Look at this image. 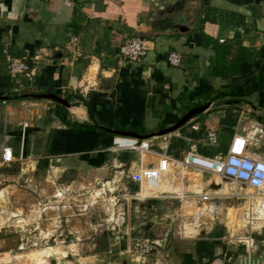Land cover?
<instances>
[{
  "label": "crops",
  "instance_id": "obj_1",
  "mask_svg": "<svg viewBox=\"0 0 264 264\" xmlns=\"http://www.w3.org/2000/svg\"><path fill=\"white\" fill-rule=\"evenodd\" d=\"M150 1L0 0V92H54L70 103L0 100V157L21 146L23 105L33 104L25 157L119 182L129 197V247L136 239L154 246L130 247L110 264H264V222L250 219L249 202L242 206L249 244L233 240L236 182L184 162L190 151L224 155L235 135L248 136V153L264 159V0H200L196 28L186 34L146 31ZM135 35L151 39V49L123 59L120 47ZM171 50L182 54L181 66L168 62ZM13 57L26 62L29 77L11 73ZM90 66L99 85L82 90ZM205 104L178 130L147 138L148 152L111 149L119 134L108 129L156 134ZM169 230L166 247L152 243Z\"/></svg>",
  "mask_w": 264,
  "mask_h": 264
},
{
  "label": "rangeland",
  "instance_id": "obj_2",
  "mask_svg": "<svg viewBox=\"0 0 264 264\" xmlns=\"http://www.w3.org/2000/svg\"><path fill=\"white\" fill-rule=\"evenodd\" d=\"M13 153L12 161L0 162V264H110L131 247L129 197L119 182L63 171L36 153L20 159L18 142ZM236 191L233 240L246 248L242 206L249 202L250 219L263 224L264 193L238 182Z\"/></svg>",
  "mask_w": 264,
  "mask_h": 264
},
{
  "label": "built area",
  "instance_id": "obj_3",
  "mask_svg": "<svg viewBox=\"0 0 264 264\" xmlns=\"http://www.w3.org/2000/svg\"><path fill=\"white\" fill-rule=\"evenodd\" d=\"M46 2L52 0H43ZM67 5L73 4L72 0H63ZM224 39H220V42H224ZM152 40L144 36H132L124 41L120 47V56L123 59L140 60L151 49ZM168 62L173 66H181L183 63V56L181 53L171 50L167 55ZM263 61H264V46H263ZM9 69L13 74H24L27 77L30 76V70L28 65L21 58H10ZM93 66H90L84 77V84L81 87L85 89H95L99 83L97 80L96 70ZM23 118L20 122L21 134V153L20 159L23 158L22 146L25 140V132L31 124L29 115H31L33 104L24 103ZM262 132V130H260ZM210 140L213 144H217L218 139L214 133L209 134ZM249 144L248 136L235 135L228 147V150L224 155L217 157H207L196 151H190L186 154L184 162L194 168L213 172L221 175L234 182L244 184L256 192L264 193V159L252 157L247 147ZM113 151L129 150L138 151L141 153L151 150V143L147 139H137L134 137L117 135L113 139V145L111 147ZM14 158L13 152L7 150L0 157L1 163H8ZM133 177V176H132ZM137 180L140 179V175L134 176ZM153 245L148 239H136L133 240L131 248L136 252L148 253L153 250Z\"/></svg>",
  "mask_w": 264,
  "mask_h": 264
},
{
  "label": "water",
  "instance_id": "obj_4",
  "mask_svg": "<svg viewBox=\"0 0 264 264\" xmlns=\"http://www.w3.org/2000/svg\"><path fill=\"white\" fill-rule=\"evenodd\" d=\"M200 0H151L147 12L142 18L141 25L146 31L156 34L179 33L186 34L196 28L197 16L196 11L199 9ZM140 36V35H135ZM35 99H51L63 106L68 107L70 103L54 92L31 93L25 95ZM10 99V95L0 92V100ZM210 104L194 108L185 114L174 125L165 128L156 134L142 135L135 132L111 130L113 133L134 137L137 139H147L153 135H164L174 132L185 125L192 117L208 109ZM158 219L156 222H162ZM171 231L169 230L162 240L152 241L153 244L166 247L170 239Z\"/></svg>",
  "mask_w": 264,
  "mask_h": 264
},
{
  "label": "trees",
  "instance_id": "obj_5",
  "mask_svg": "<svg viewBox=\"0 0 264 264\" xmlns=\"http://www.w3.org/2000/svg\"><path fill=\"white\" fill-rule=\"evenodd\" d=\"M228 52H229V50L227 49L226 53H228ZM27 94H30V93L26 92V93H22V94L20 93V94H11V95L9 94V95H10V99H12V98L23 99V98H25V95H27ZM78 97L81 99V96H78ZM27 98H29V97H27ZM69 98H70V96H69ZM78 127H87V126L78 125ZM87 128H89V127H87Z\"/></svg>",
  "mask_w": 264,
  "mask_h": 264
},
{
  "label": "bare ground",
  "instance_id": "obj_6",
  "mask_svg": "<svg viewBox=\"0 0 264 264\" xmlns=\"http://www.w3.org/2000/svg\"><path fill=\"white\" fill-rule=\"evenodd\" d=\"M260 210V209H259ZM260 212V211H259ZM263 212V211H262ZM259 217V216H258ZM263 220H264V218H263Z\"/></svg>",
  "mask_w": 264,
  "mask_h": 264
}]
</instances>
